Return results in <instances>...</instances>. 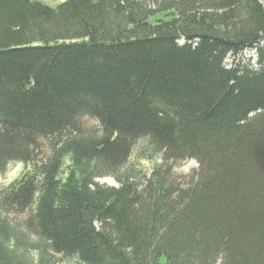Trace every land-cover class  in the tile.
<instances>
[{
    "label": "trees",
    "instance_id": "16d2710c",
    "mask_svg": "<svg viewBox=\"0 0 264 264\" xmlns=\"http://www.w3.org/2000/svg\"><path fill=\"white\" fill-rule=\"evenodd\" d=\"M141 138L195 180L137 179ZM10 162L31 168L0 211L79 264H264L261 1L0 0V175ZM17 240L0 218V264H24Z\"/></svg>",
    "mask_w": 264,
    "mask_h": 264
},
{
    "label": "rangeland",
    "instance_id": "374dc122",
    "mask_svg": "<svg viewBox=\"0 0 264 264\" xmlns=\"http://www.w3.org/2000/svg\"><path fill=\"white\" fill-rule=\"evenodd\" d=\"M49 6H56L63 0H38ZM264 6V0H260ZM162 13L155 15L161 16ZM242 57L249 58L254 62V50L247 48L242 52ZM232 56H227L225 63L230 65L232 63ZM80 126L85 134L97 135L99 134L100 126L98 122L91 117H83L80 120ZM43 149L48 152L47 141L41 140ZM69 162V158H65V169ZM162 165L163 170L168 169L170 172V180L178 185H189L195 180L198 164L194 159H186L174 164H163L161 152L156 151L148 142L147 138L138 139L132 148L131 155L128 159L126 167L136 176L137 179L148 177L153 170ZM31 164H24L20 162H10L4 172L0 175V188L8 186L12 181L18 178L23 172L30 170ZM100 183L115 185L116 182L110 178H103L99 180ZM26 214H8L0 211V218L4 219L14 231L17 238H19L16 245L18 255H21L24 264H79L74 257L64 256L55 253L49 249L47 244L38 240L34 235H30L24 229L23 221Z\"/></svg>",
    "mask_w": 264,
    "mask_h": 264
}]
</instances>
